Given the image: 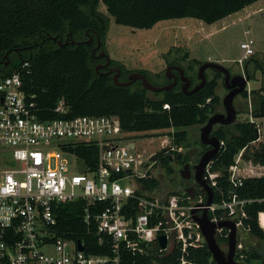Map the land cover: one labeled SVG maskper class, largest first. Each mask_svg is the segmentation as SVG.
Wrapping results in <instances>:
<instances>
[{
    "label": "built area",
    "instance_id": "1",
    "mask_svg": "<svg viewBox=\"0 0 264 264\" xmlns=\"http://www.w3.org/2000/svg\"><path fill=\"white\" fill-rule=\"evenodd\" d=\"M253 43L248 37L240 42L239 65L253 55ZM52 111L47 117L25 92L19 69L0 78V264H121L123 252L154 258L176 252L175 264H198L189 250L205 242L191 211L205 207V192L192 200L183 190L143 186L140 180L152 176L156 161L136 154L116 116H68L62 98ZM81 144L95 146V164L72 150ZM169 148L164 144L163 149ZM242 152L228 168L233 188L258 171V164L246 162ZM217 177L212 171L206 176L212 186ZM76 200L84 201L83 221L89 231L93 224L98 244L108 246L109 252L93 253L85 249L84 240L57 235L56 208ZM251 202L262 203L264 197L232 193L229 200L206 206L213 221L234 222L240 263L248 258L241 237L248 232L243 220L245 205ZM257 224L264 232V210L257 212ZM222 229L216 233L227 239L228 231ZM154 264L159 261L154 259Z\"/></svg>",
    "mask_w": 264,
    "mask_h": 264
},
{
    "label": "trees",
    "instance_id": "2",
    "mask_svg": "<svg viewBox=\"0 0 264 264\" xmlns=\"http://www.w3.org/2000/svg\"><path fill=\"white\" fill-rule=\"evenodd\" d=\"M259 0H0V78L20 70L23 89L33 95L37 105L53 116V107L62 98L68 107V116H116L121 129L127 133L172 129L170 136L174 145L185 139L184 128L203 124L219 103L215 94L220 73L192 94L184 93L173 86L161 91L162 97L148 96V90L138 86H119L110 74L95 70L96 59L88 45L83 42L88 35L100 36L101 46L108 29L109 16L115 23L139 29H149L158 21L168 19L194 18L205 24L234 14ZM105 5L108 15L98 10V4ZM87 32V34H86ZM70 33L75 42L64 44ZM55 37V39H53ZM60 40L61 44H59ZM82 41V42H79ZM7 53V56H5ZM184 55L182 58H186ZM6 59L9 63L5 65ZM112 63L123 68L119 63ZM27 66L21 68L23 63ZM177 61L169 62L174 63ZM201 64L192 59L189 69ZM122 70V69H121ZM142 72V71H141ZM264 72V71H263ZM146 77V73L142 72ZM249 74V73H248ZM159 76V73L156 74ZM252 74H250V77ZM191 78V76H190ZM192 80V78H191ZM264 88L252 90V116L264 117ZM243 96H247L244 91ZM235 133H231V129ZM258 127L253 122H237L219 136L225 145L211 164L209 171L217 172V183L213 186V201L229 200L232 193L239 198L264 197V141L257 142ZM257 142V143H256ZM91 164L96 163L94 145L81 144L74 149ZM243 150L242 158L258 164L253 177L244 179L241 186L233 188L228 180V168L237 154ZM156 164L171 174L169 159L160 155ZM148 189L160 187V180L148 176L140 180ZM180 193V190H174ZM84 201L76 200L60 204L56 208L57 235L69 239L84 240L85 249L93 253L109 252V247L100 246L94 234L83 221ZM247 218L243 220L249 235L258 241L264 240V232L257 224V212L264 210V202L245 205ZM221 211L216 214L219 215ZM209 218L213 217L208 213ZM218 244L226 243L225 237H217ZM178 253L173 256L153 257L149 253H122L121 264H175ZM189 256L198 264H215L205 243L189 250ZM264 255L249 248L245 263L253 264Z\"/></svg>",
    "mask_w": 264,
    "mask_h": 264
},
{
    "label": "rangeland",
    "instance_id": "3",
    "mask_svg": "<svg viewBox=\"0 0 264 264\" xmlns=\"http://www.w3.org/2000/svg\"><path fill=\"white\" fill-rule=\"evenodd\" d=\"M98 10L108 15L105 5L101 2L98 4ZM241 16L242 12H236L212 24H205L194 18L168 19L158 21L149 29L117 24L109 16L104 48L110 59L123 66L121 68L122 78L130 71H142L146 73L152 84L163 85L166 80L164 71H166L168 63L177 61L188 70L192 81L197 82L199 79L196 78V74L200 64L194 65L190 70L189 66L192 59H197L200 63L212 61L228 69L238 70L239 64L236 61L242 54L239 44L247 37L253 39L255 52L248 61L255 58L258 63L264 64V11L247 20H241ZM248 26L251 29H248ZM184 55L187 57L183 59ZM6 61L8 62L5 65L9 63V59ZM158 73L159 76H156ZM205 76L208 80L214 76V72L206 69ZM261 76H264V72L254 71L247 83V96L239 95L233 103L237 110L235 123L251 119L255 121L258 127L257 142L264 141V117H251L252 98L254 96L251 91H258L264 86ZM136 86H138V82L132 85L133 88ZM226 92L227 89L219 77L215 94L222 99ZM147 94L154 99L162 97L160 92L148 91ZM219 110L222 108L220 107ZM199 127L194 125L186 128L190 139L198 136ZM171 132L172 129L128 133L127 140L135 144L136 154L140 158L146 159L163 149L164 144H167L168 147L172 145ZM231 133H235L234 128L231 129ZM150 172L152 176L160 180V186L163 190H183L178 184L179 177H175L176 186L170 185L168 175L161 171L158 164L151 167ZM241 239L248 248H253L264 255V240L254 247L249 243L251 236L248 232H243ZM253 264H260V260L254 261Z\"/></svg>",
    "mask_w": 264,
    "mask_h": 264
},
{
    "label": "water",
    "instance_id": "4",
    "mask_svg": "<svg viewBox=\"0 0 264 264\" xmlns=\"http://www.w3.org/2000/svg\"><path fill=\"white\" fill-rule=\"evenodd\" d=\"M87 33V32H86ZM70 35V33H69ZM55 39V37L53 38ZM59 44H61L60 40H58ZM73 42V40H71ZM64 42V44H66ZM100 45V40L99 37L97 36V46L98 48ZM5 56H7V53H5ZM97 57H105L106 58V63L104 65H96L95 70L100 73V74H106L108 75L110 72L115 70V73L113 74L112 80L115 84L119 86H127L130 85L132 82L135 80H140L141 86L152 92H161L164 90H168L171 87L175 85L176 82V76L174 75V79L172 82L163 84V85H154L152 84L144 74L140 72H133L128 75V79L126 81H119L118 80V74H119V68L118 67H111L108 71L105 72H100L99 69L102 67L107 66L109 63L110 57L107 53L105 52H100ZM6 61L5 63H7ZM171 67H168L167 70L170 71ZM210 69L215 72H219L224 76V82L225 85L228 88L232 87H238L237 89H231L224 97L222 100L225 113H214L212 114L205 125L202 127V135H206L212 128L213 124L215 123H220V124H231L234 122L235 117H236V109L233 105V100L234 97L239 94L245 86H247L248 81L250 80V76L247 72V70L241 74L238 75V78L240 80L239 83L235 82L236 78L235 77H230V71L228 68L225 66L212 62V61H206L202 62L197 71V77L199 79V83L196 84L192 89L188 90V85H189V79L183 75V68L178 66L177 70L179 71L180 74V80L183 82L182 85V91L186 94H192L199 90L206 82V76H205V70ZM170 78V76H168ZM230 80L231 84H228V81ZM255 136L258 137V133H255ZM163 152V149H160L157 154H154L150 156V159L152 161H156L157 155H160ZM210 157H207L205 160H202L200 164L195 168V180L197 184L201 187V190L205 192L206 194V201H205V207L201 208H193L191 213H192V218L194 221L198 224L200 231L202 233V236L204 238L205 245L208 249V251L211 254V257L215 264H245V263H240L234 260V250H235V243H236V227L235 224L232 220H219V221H213L211 218H209L208 213H207V208L206 206L210 205L213 201V189L212 187L202 178V172H203V167L207 163ZM185 193L192 199L194 200L195 198V189L193 187H189L185 190ZM219 228H227L228 231V236H227V249L224 251L219 244L216 241L215 238V233L216 230ZM165 239L164 237H160V246L163 248L165 247ZM79 248H81L79 246Z\"/></svg>",
    "mask_w": 264,
    "mask_h": 264
},
{
    "label": "flooded vegetation",
    "instance_id": "5",
    "mask_svg": "<svg viewBox=\"0 0 264 264\" xmlns=\"http://www.w3.org/2000/svg\"><path fill=\"white\" fill-rule=\"evenodd\" d=\"M97 36H98L97 34H95L94 37L87 34V37L84 40H82L83 42H85L88 45V47L90 48L92 56L94 57V59H96L95 66L96 65H104L106 63L105 57H99V58L97 57V55L100 52L106 53L105 49H103L101 46L100 36H98L99 40H100V45L98 48H96ZM71 40H73V38L68 33L64 42L67 41V43H69V42H71ZM82 41H79V42H82ZM73 42H75V41L73 40ZM73 42H71V43H73ZM178 66L183 68V75L189 79L188 90L192 89L196 84L199 83V80H197V82H193L191 80L190 75L188 73V70L185 67L180 65L178 62H174V63H168V65H167V68L171 67L170 71H168L167 69H166V71H164V76H165L164 78L166 79L164 84L172 82L174 79L173 76L175 75L176 76V82H175L174 86H178V87H180V89H182L183 82L180 80V74H179V71L177 70ZM111 67H118L119 68V74H118L119 81H126L128 79V75L133 73V72L142 73L141 71H130L129 73L126 74V76L124 78H122L121 68L118 65L113 64L111 59L109 60V63L107 64V66L100 68L99 71L105 72V71H108ZM246 70L248 72V69L246 67V62L245 63L243 62L241 65H238V70H232L231 68H229L230 77H235L236 78L235 82L239 83L240 80L238 78V75L243 74ZM213 72L215 73V71H213ZM114 73H115V70L110 72L109 74L111 75V77H113ZM168 76H170V78H168ZM249 76H250V73H249ZM146 78L148 79V77H146ZM196 78H197V76H196ZM220 78L222 80V84L227 89L226 94L231 89L233 90V89L238 88L235 86L232 88H228L225 85L224 76L222 74H221ZM135 82H139L141 84L140 80H135L130 85H134ZM228 84L229 85L231 84L230 80L228 81ZM246 88H247V86H245V88L239 94H237L234 97V99L239 95L243 97V93H244V91H246ZM223 97H222V99L219 98V103L214 106V112L211 113L209 115V117L214 113H223V114L225 113V109H224V106L222 103ZM233 103H234V100H233ZM220 107L222 108V110H219ZM236 115H237V113H236ZM251 117H252V115H251ZM207 120H206V122H207ZM235 121H236V117H235L234 122H232L231 124L225 125V124L215 123V124H213L211 130L204 136L202 135V127H203V125H205L206 122L203 124H194V125H198L200 127L198 130V136H196V138H191V139L189 138V135L187 133L186 128L194 126V125H190V126L184 128V130L186 132L184 141L180 145H174L172 143V145H169L171 148L163 149V152L160 154V155H164L165 157H167L169 159V166L172 168V171H173L171 174H168L165 169H163L159 166L161 171L163 173L165 172L168 175V177H169L168 179H170L169 180L170 185H172V186L177 185L175 177L178 176L179 177V183L178 184L181 186L183 191H185L189 187H193L195 189V196L197 194L201 193L202 192L201 187L197 184V182L195 180V172H196L195 168L200 164V162L202 160H205L207 157H210V158L207 161V163L205 164V166L203 167L202 178L210 185L209 180L206 178L207 173L210 169L211 164L217 160V156L220 154V152L222 151V149L225 145L224 141L220 138L219 134L221 131H226L227 129H229L230 126L235 123ZM248 121L255 123V121L253 119L248 120ZM243 122H247V120L243 121ZM170 138H171V136H170ZM171 141H172V138H171ZM157 152L154 154H157ZM160 155H157L156 161L158 160V157ZM210 186L213 189V186L212 185H210ZM226 231H229V230L227 228L222 229V233H225ZM217 237H220L219 233L215 234L216 239H217ZM260 242H262V241L254 240L252 237H251V240L249 241V243L254 247L259 245ZM219 246L222 249L225 248L223 250L226 251L227 239H226V243H221V244H219ZM235 254L236 253L234 250L233 257H234V260L237 261L235 258ZM237 262H239V261H237ZM245 264H247V263H245Z\"/></svg>",
    "mask_w": 264,
    "mask_h": 264
},
{
    "label": "crops",
    "instance_id": "6",
    "mask_svg": "<svg viewBox=\"0 0 264 264\" xmlns=\"http://www.w3.org/2000/svg\"><path fill=\"white\" fill-rule=\"evenodd\" d=\"M263 11H264V0H259V1L253 3V4L249 5V6H246L245 8H243L242 10H240L238 12L239 13L242 12L241 20H247L248 18H252L256 14L262 13ZM247 28L251 29L250 26H248ZM250 57L247 59V61L246 60L244 61V63L246 62V67L248 69V72H250V74H253L254 71L260 70L263 73L264 64L261 65V63L260 62L258 63L257 59H255V58L254 59L251 58V60L248 61L250 59ZM263 77L264 76H261V80H262V82L264 84V78ZM262 88H264V86H262Z\"/></svg>",
    "mask_w": 264,
    "mask_h": 264
}]
</instances>
